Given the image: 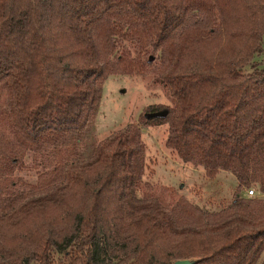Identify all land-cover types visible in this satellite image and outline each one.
<instances>
[{"label": "trees", "instance_id": "trees-1", "mask_svg": "<svg viewBox=\"0 0 264 264\" xmlns=\"http://www.w3.org/2000/svg\"><path fill=\"white\" fill-rule=\"evenodd\" d=\"M263 41L264 0H0V264H264ZM142 69L166 145L258 196H139L140 127L89 136L107 78Z\"/></svg>", "mask_w": 264, "mask_h": 264}, {"label": "rangeland", "instance_id": "rangeland-1", "mask_svg": "<svg viewBox=\"0 0 264 264\" xmlns=\"http://www.w3.org/2000/svg\"><path fill=\"white\" fill-rule=\"evenodd\" d=\"M255 59L264 65V41L262 51ZM150 69L107 78L89 138L99 141L119 128L131 124L140 127L145 149V169L139 196L148 193L171 199L180 195L207 211L221 208L234 194L250 195V189L254 191L251 196H258L254 186L238 187L236 178L230 172L221 171L210 178L201 167L184 163L166 145L168 125L145 122L144 114L150 106L171 105L167 90L154 78ZM25 166L17 170L16 175L26 181H33L35 174L30 170L33 167L30 159H26Z\"/></svg>", "mask_w": 264, "mask_h": 264}, {"label": "water", "instance_id": "water-1", "mask_svg": "<svg viewBox=\"0 0 264 264\" xmlns=\"http://www.w3.org/2000/svg\"><path fill=\"white\" fill-rule=\"evenodd\" d=\"M155 114H146L147 117L154 116ZM191 260L188 259H181L174 262V264H190Z\"/></svg>", "mask_w": 264, "mask_h": 264}, {"label": "built area", "instance_id": "built-area-1", "mask_svg": "<svg viewBox=\"0 0 264 264\" xmlns=\"http://www.w3.org/2000/svg\"><path fill=\"white\" fill-rule=\"evenodd\" d=\"M248 193H249L250 195H252V194H254V191H253L252 189H250V190L248 191Z\"/></svg>", "mask_w": 264, "mask_h": 264}]
</instances>
